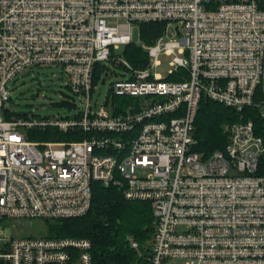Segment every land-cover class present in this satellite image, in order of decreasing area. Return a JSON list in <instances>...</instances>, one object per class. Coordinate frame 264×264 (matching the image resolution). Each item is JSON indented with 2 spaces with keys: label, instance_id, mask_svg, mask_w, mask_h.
Instances as JSON below:
<instances>
[{
  "label": "built area",
  "instance_id": "2783aa9c",
  "mask_svg": "<svg viewBox=\"0 0 264 264\" xmlns=\"http://www.w3.org/2000/svg\"><path fill=\"white\" fill-rule=\"evenodd\" d=\"M161 22L163 35L143 44L141 25ZM132 43L147 68L113 57ZM162 55L166 79L154 73ZM109 61L130 77L96 109L107 73L96 70ZM38 66L62 69L69 113L5 119L9 82ZM115 97L130 100L123 114L108 110ZM203 98L241 118L248 108L264 114V0H0V264H93L89 240L15 231L84 217L95 182L152 204L150 264H264V139L241 119L225 126L227 145L203 157ZM49 129L53 140L30 139Z\"/></svg>",
  "mask_w": 264,
  "mask_h": 264
},
{
  "label": "trees",
  "instance_id": "16d2710c",
  "mask_svg": "<svg viewBox=\"0 0 264 264\" xmlns=\"http://www.w3.org/2000/svg\"><path fill=\"white\" fill-rule=\"evenodd\" d=\"M166 23H149L141 25L140 39L149 46L163 35ZM125 59L135 69L149 66L147 52L136 44H129L125 49ZM121 66V65H119ZM122 67V66H121ZM105 67L98 66L97 74ZM179 75L170 77L179 81ZM128 98L115 97L114 113L123 114ZM25 113L13 114L5 111V119L23 117ZM241 118L236 111L221 104L203 98L195 122V151L208 157L228 143L225 126L230 123L252 120L255 132L264 139V114L258 108H248ZM53 129L45 133L30 135L38 141L53 140ZM60 140L67 137L59 136ZM258 175L264 176V155L259 164ZM154 217L152 204L147 201H130L118 186H105L100 182L93 184V205L82 218L53 221L49 224L50 237H70L89 240L92 244L93 264H150L151 246L154 234ZM137 243L138 248L132 246Z\"/></svg>",
  "mask_w": 264,
  "mask_h": 264
},
{
  "label": "rangeland",
  "instance_id": "374dc122",
  "mask_svg": "<svg viewBox=\"0 0 264 264\" xmlns=\"http://www.w3.org/2000/svg\"><path fill=\"white\" fill-rule=\"evenodd\" d=\"M115 23H117V21L108 20V24ZM125 49L126 46H121L119 49L113 50V57L116 61L119 62L125 59ZM160 61L161 65L154 69V73L166 79L169 77L171 71V58L162 55ZM118 62L109 61L101 65L106 68L107 73H102L99 84L95 86L92 101L93 104L96 105V109L106 105L109 88L114 81L121 78L128 79L130 77L129 73L117 64ZM122 74L123 77L120 76ZM178 78L181 80L180 76H178ZM64 81L62 69L57 66H38L26 69L23 73L18 75L15 80L8 84V92L11 99L7 105L8 111L15 115L28 113L51 118L69 113L68 108L72 102L71 98L73 97L65 87ZM127 101L128 100H126L125 103H127ZM108 110L113 113V100L108 103ZM72 139L76 138L69 137L66 140ZM31 140L36 141L34 139ZM40 140L41 139H39L38 142H43ZM52 222L34 220L33 225L30 227L24 226L22 228L18 226L21 231L16 230L15 233H20L19 235L22 237L49 236L51 235L49 232V224ZM172 264H183V261L173 260Z\"/></svg>",
  "mask_w": 264,
  "mask_h": 264
},
{
  "label": "water",
  "instance_id": "95a60500",
  "mask_svg": "<svg viewBox=\"0 0 264 264\" xmlns=\"http://www.w3.org/2000/svg\"><path fill=\"white\" fill-rule=\"evenodd\" d=\"M27 224H28V225H31V222H28Z\"/></svg>",
  "mask_w": 264,
  "mask_h": 264
},
{
  "label": "crops",
  "instance_id": "0c3cea01",
  "mask_svg": "<svg viewBox=\"0 0 264 264\" xmlns=\"http://www.w3.org/2000/svg\"><path fill=\"white\" fill-rule=\"evenodd\" d=\"M121 77H123V74L122 75H120ZM122 79V78H121Z\"/></svg>",
  "mask_w": 264,
  "mask_h": 264
}]
</instances>
